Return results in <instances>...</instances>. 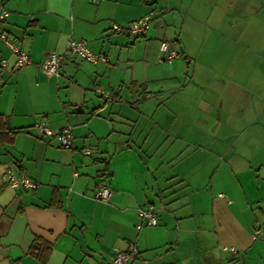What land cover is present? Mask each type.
Segmentation results:
<instances>
[{
    "label": "crops",
    "instance_id": "obj_1",
    "mask_svg": "<svg viewBox=\"0 0 264 264\" xmlns=\"http://www.w3.org/2000/svg\"><path fill=\"white\" fill-rule=\"evenodd\" d=\"M235 4L0 0V31L30 59L10 72L0 41V264H108L133 248L132 264H264V46L239 42L250 31ZM144 16L138 37L114 29ZM71 39L109 60L71 56ZM161 40L179 57L159 62ZM52 51L58 76L39 67ZM38 122L71 126L72 147L36 137ZM8 169L34 187L10 186ZM145 205L154 226L137 215Z\"/></svg>",
    "mask_w": 264,
    "mask_h": 264
},
{
    "label": "built area",
    "instance_id": "obj_2",
    "mask_svg": "<svg viewBox=\"0 0 264 264\" xmlns=\"http://www.w3.org/2000/svg\"><path fill=\"white\" fill-rule=\"evenodd\" d=\"M8 17V11L0 6V22H3ZM150 23V17L144 16L132 23L127 27L114 26V29L119 32H126L133 36L142 35L148 28ZM0 41L8 47L11 54L15 57V60L10 66V72H15L22 67L30 64L28 55L23 52L18 45L15 43L14 37L4 30L0 31ZM158 50L161 54L159 62L170 63L174 59L179 57V50L176 48V44L173 41L161 40L159 42ZM67 52L82 61L96 63L98 61H108L109 59L102 55L93 53L82 40H69L67 43ZM62 56L55 52H49L40 64V69L47 75L58 76L60 74ZM1 67L7 66V61H1ZM100 96L107 102L115 101L113 93L101 91ZM34 133L38 138H49L55 139L59 146L63 149H69L72 147V127L63 126L58 128H51L44 122H38L34 125ZM83 155L89 156L92 153V149L87 147L83 149ZM3 180L7 181L8 184L15 188H29L34 187V183L25 176L15 177L11 169H8L4 175ZM112 190L106 184L97 185L95 192V199L100 202H106L110 198ZM221 196V194H220ZM137 215L140 217L146 226H154L158 223L157 213L152 205L141 206L137 209ZM262 232L261 223L256 221L254 224V230L252 237L256 238ZM224 251L231 253L233 256L238 255L237 249L234 247H223ZM138 255L137 249L133 248L130 251H117L115 257L108 264H132Z\"/></svg>",
    "mask_w": 264,
    "mask_h": 264
},
{
    "label": "rangeland",
    "instance_id": "obj_3",
    "mask_svg": "<svg viewBox=\"0 0 264 264\" xmlns=\"http://www.w3.org/2000/svg\"><path fill=\"white\" fill-rule=\"evenodd\" d=\"M246 2L244 5L234 6V14H244V20L239 25L240 29H248V38L250 42L244 37L239 42L252 43L254 45L264 46V0H242ZM243 6V9H242ZM242 10V12H241Z\"/></svg>",
    "mask_w": 264,
    "mask_h": 264
},
{
    "label": "trees",
    "instance_id": "obj_4",
    "mask_svg": "<svg viewBox=\"0 0 264 264\" xmlns=\"http://www.w3.org/2000/svg\"><path fill=\"white\" fill-rule=\"evenodd\" d=\"M31 253L36 254L37 256H39L40 253V247L36 244H33L31 246Z\"/></svg>",
    "mask_w": 264,
    "mask_h": 264
}]
</instances>
